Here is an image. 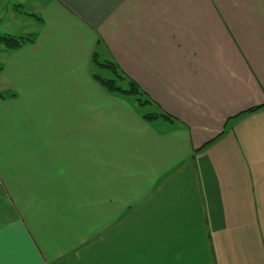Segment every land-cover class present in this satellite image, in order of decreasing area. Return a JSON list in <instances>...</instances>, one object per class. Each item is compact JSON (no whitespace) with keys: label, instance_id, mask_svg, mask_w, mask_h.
<instances>
[{"label":"crops","instance_id":"1","mask_svg":"<svg viewBox=\"0 0 264 264\" xmlns=\"http://www.w3.org/2000/svg\"><path fill=\"white\" fill-rule=\"evenodd\" d=\"M0 35L34 37L0 48V264H264V0H0Z\"/></svg>","mask_w":264,"mask_h":264},{"label":"trees","instance_id":"2","mask_svg":"<svg viewBox=\"0 0 264 264\" xmlns=\"http://www.w3.org/2000/svg\"><path fill=\"white\" fill-rule=\"evenodd\" d=\"M40 20V19H38ZM34 40L33 35H25V36H11V35H0V48H3L5 50H17L20 49L27 44L32 43ZM93 63L95 66L106 69L110 71L112 74V78L105 79L99 76H94L93 78L95 81L108 93L120 95L123 97H130L133 99L134 103L139 107H146L147 105L151 104L150 101L145 98V94L140 90V88L130 79H127L123 75L119 73V70L117 69L116 65L110 62H104L98 60L95 56H93ZM2 70V67H0V72ZM0 97L2 95L0 94ZM260 108V107H259ZM259 108L252 109L249 112H254L255 110H258ZM142 118L147 121L151 122L153 120H156L158 118L168 120V121H174L169 116L161 113H143Z\"/></svg>","mask_w":264,"mask_h":264},{"label":"rangeland","instance_id":"3","mask_svg":"<svg viewBox=\"0 0 264 264\" xmlns=\"http://www.w3.org/2000/svg\"><path fill=\"white\" fill-rule=\"evenodd\" d=\"M95 69V71H96V73H98V74H100V75H102V76H109L108 74H104L102 71H99L98 69L99 68H94ZM138 107V109L139 110H141L142 112H144V113H147V112H149V107H139V106H137ZM151 111V110H150Z\"/></svg>","mask_w":264,"mask_h":264}]
</instances>
